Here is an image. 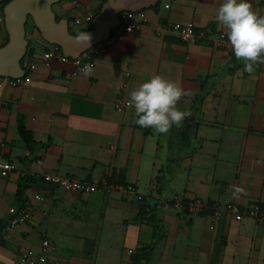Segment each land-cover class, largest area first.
<instances>
[{
  "label": "crops",
  "instance_id": "1",
  "mask_svg": "<svg viewBox=\"0 0 264 264\" xmlns=\"http://www.w3.org/2000/svg\"><path fill=\"white\" fill-rule=\"evenodd\" d=\"M106 1L63 0L53 10L76 34L93 29ZM222 2L159 0L134 17L133 30L114 28L99 55L79 60L45 58L51 44L29 20L27 74L0 78V155L13 165L0 176V264H29L23 250L46 255L40 264H130L129 250L157 239L151 223L135 218L141 198H159L163 168L170 173V191L157 210L164 235L143 264H213L215 256L216 264H264V223L224 212L229 203L264 208V63L249 74L227 50L226 29L216 19ZM249 2L264 16V0ZM87 15L91 22L75 23ZM186 26L194 28V41L181 37ZM7 41L2 22L0 47ZM90 61L94 72L85 77L79 68ZM156 74L181 84L186 95L177 107L191 113L167 134L141 129L134 107L115 108L118 97L128 101L131 90ZM201 94L204 101L193 112ZM20 120L32 135L31 151ZM190 120L191 140L185 133ZM23 173L37 179L25 199L40 192L44 200L35 202L29 222L3 234L9 208L22 205ZM44 174L95 183L106 178L109 186L99 193L66 192L44 182ZM232 185L245 194L233 198Z\"/></svg>",
  "mask_w": 264,
  "mask_h": 264
},
{
  "label": "clouds",
  "instance_id": "2",
  "mask_svg": "<svg viewBox=\"0 0 264 264\" xmlns=\"http://www.w3.org/2000/svg\"><path fill=\"white\" fill-rule=\"evenodd\" d=\"M219 24L226 29L227 38L238 60L244 62V71L252 74L254 65L264 63V16L253 10L249 0H223L216 16ZM77 44L88 48L92 36L87 31L77 30L73 37ZM83 76L94 72L92 63L79 68ZM129 108L134 107L138 119L135 123L142 128H152L156 133L167 134L173 125L180 127L191 113L177 107L186 95L179 82L156 74L130 91ZM233 198L245 194L239 185L230 186Z\"/></svg>",
  "mask_w": 264,
  "mask_h": 264
},
{
  "label": "water",
  "instance_id": "3",
  "mask_svg": "<svg viewBox=\"0 0 264 264\" xmlns=\"http://www.w3.org/2000/svg\"><path fill=\"white\" fill-rule=\"evenodd\" d=\"M63 0H0L3 6L8 41L0 47V78L21 79L27 71L23 61L28 54L27 23L32 20L42 38L51 45H58L65 57L79 59L96 45L110 39L118 27L120 14L124 11L139 12L156 6L159 0H107L94 19L88 48L77 44L70 30L68 18L59 19L53 10Z\"/></svg>",
  "mask_w": 264,
  "mask_h": 264
},
{
  "label": "built area",
  "instance_id": "4",
  "mask_svg": "<svg viewBox=\"0 0 264 264\" xmlns=\"http://www.w3.org/2000/svg\"><path fill=\"white\" fill-rule=\"evenodd\" d=\"M169 7V5H166ZM142 16L143 11L139 12H129L124 11L120 14V22L119 27L125 30H133L135 28V16ZM93 20L92 15L85 16V19L75 18L76 24H81L83 21L91 22ZM4 22V16L0 17V23ZM181 37L185 41H194L196 38V32L192 26H186L180 29ZM226 43V48L228 51H233V48L226 38L223 40ZM101 45L98 44L89 51L84 54H88L89 52L92 53L91 56H97L100 54ZM88 56V55H87ZM45 58H52V57H60L62 59H71L64 56L62 49L58 45H51L48 52L44 54ZM89 57V56H88ZM81 58V57H80ZM79 58V59H80ZM74 59V60H79ZM89 63H94L90 61ZM7 78V77H1ZM128 101L124 100L122 97H118L115 101V108L119 111H122L124 107L128 106ZM13 168L12 163L9 160L4 159L0 155V176L7 177ZM43 180L53 184L54 186L66 191V192H79V193H99L105 191L108 186V180L105 178L100 182H91L80 180L73 176H59L53 174H44L42 176ZM129 189L132 190V187L129 186ZM44 196L40 192H35L33 195V199H27L25 203L18 207H11L9 208V219L7 224L3 228V234H6L11 228L26 224L29 222L31 216L34 214L36 210L35 202H43ZM196 204V203H195ZM195 206V205H194ZM221 211H218L216 214L219 216ZM224 212L233 216L236 220L242 221L246 217H252L257 219L258 221L264 223V208L260 203L254 202L252 204L242 206L236 203H229L225 205ZM50 246L49 241H43L42 250L46 252ZM1 247V245H0ZM133 250H129V253H132ZM22 258L28 262L29 264H40L47 261L46 255H39L35 257L31 251L23 250L21 253Z\"/></svg>",
  "mask_w": 264,
  "mask_h": 264
},
{
  "label": "trees",
  "instance_id": "5",
  "mask_svg": "<svg viewBox=\"0 0 264 264\" xmlns=\"http://www.w3.org/2000/svg\"><path fill=\"white\" fill-rule=\"evenodd\" d=\"M10 0H7V2ZM4 6V5H3ZM3 6L1 5L0 9L3 13ZM205 98V94H201L199 95V97L197 98L196 102H195V107H193V112L199 111V107L201 106V104L203 103ZM189 126H187L186 128V136L189 140H191L192 137V132H191V128H194V124L192 123V120L189 121ZM191 125V126H190ZM140 127V126H139ZM19 132L21 134V137L23 138V140L25 141V143L28 145L29 150L31 151L34 147V141L32 139V135L31 133L26 129V127L24 126L22 120L19 121ZM145 132H149L150 128H142ZM170 173L166 171V169H162V174L159 177V183H160V189H159V198L154 197V198H141L140 202L143 203L142 205L145 207H143V209L139 212V214L136 216V220L139 221H147L149 223H151L157 233V239L156 241H154L151 244H147L145 246H142L140 248H137L135 251H133V253L131 254L130 257V264H143V261L148 260L154 253L155 249L157 248L158 242L159 240L163 237V225L161 220L158 218L157 215V210L158 207L161 204L165 203V200H162L161 197H163L164 195H166L170 189H169V185H168V177H169ZM43 180V178H42ZM37 179L35 178V176L28 174V173H23L20 176V180H19V191H18V195L20 197V199L22 200V205L25 203L26 199L24 197V193L25 191L28 189L29 185L31 183L36 182ZM44 181V180H43ZM46 182V181H44ZM4 227V226H3ZM0 228H2V224H0ZM213 264H216V256L213 260Z\"/></svg>",
  "mask_w": 264,
  "mask_h": 264
},
{
  "label": "rangeland",
  "instance_id": "6",
  "mask_svg": "<svg viewBox=\"0 0 264 264\" xmlns=\"http://www.w3.org/2000/svg\"><path fill=\"white\" fill-rule=\"evenodd\" d=\"M29 27H30V21H28V23H27V30Z\"/></svg>",
  "mask_w": 264,
  "mask_h": 264
}]
</instances>
